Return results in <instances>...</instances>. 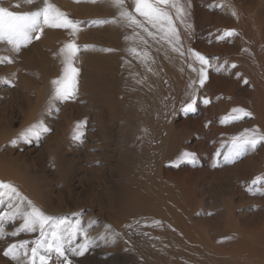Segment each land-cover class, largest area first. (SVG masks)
I'll use <instances>...</instances> for the list:
<instances>
[{"label": "rangeland", "instance_id": "rangeland-1", "mask_svg": "<svg viewBox=\"0 0 264 264\" xmlns=\"http://www.w3.org/2000/svg\"><path fill=\"white\" fill-rule=\"evenodd\" d=\"M50 2L80 22L74 37L67 29L45 27L33 34L39 39L18 52L0 42V162L16 163L7 166L16 177L5 173L0 181L14 185L57 222L79 223L94 240L83 256L67 252L72 264H264V186L252 183L264 175V142L223 162L233 137L245 129L264 133V62L257 65L256 78H247L235 61L242 59L239 35L218 39L225 30L236 32L231 12L239 6L245 12L242 25L254 31L252 18L259 19L260 32L249 39L264 42V0H187L185 23L193 24L187 29L171 13L174 23L189 33L183 50L188 63L178 69L183 76L178 96L162 86L172 81L165 67L172 60L160 52L158 63L151 64L147 32L136 28V35L122 21L93 23L119 19L108 0ZM42 5L43 0H0V6L17 13ZM125 5L134 12L133 0ZM137 19L144 17L137 14ZM114 34L120 38L118 47L111 43ZM72 40L79 48L74 61L77 93L74 99L52 101V81L63 75L60 50ZM157 41L163 43L160 37ZM189 49L208 57L210 66L205 84L195 85L196 111L185 113L192 92L189 78L198 81L192 67H200L198 61L187 66L193 64ZM262 50L260 54L264 44ZM204 99L210 103L205 105ZM233 108H244L252 116L221 123ZM41 119L49 132L31 143L12 145ZM81 121L87 122L82 142L73 139ZM184 152L194 153L196 163L179 161ZM8 201V196L0 201V216L12 211ZM22 223L15 215L0 225V264H16L4 255L10 245L28 241L30 249L39 239L38 231L12 235ZM83 242L81 234L73 245ZM62 260L53 255L48 264Z\"/></svg>", "mask_w": 264, "mask_h": 264}, {"label": "snow or ice", "instance_id": "snow-or-ice-1", "mask_svg": "<svg viewBox=\"0 0 264 264\" xmlns=\"http://www.w3.org/2000/svg\"><path fill=\"white\" fill-rule=\"evenodd\" d=\"M35 0H23L25 4H32ZM79 3L80 0H75ZM95 3L96 0H90ZM112 7H115L118 11L119 19L111 21H95L93 23H119L123 22L126 26L134 29L141 28L147 32L148 35L154 34L149 31L145 25H150L153 29L159 32H163L162 38L166 39L169 44L172 45L173 51L184 55L182 51V45L180 44V35L175 26L173 16L170 9L175 10V16L181 24H185V28H190L191 25L185 23V17L187 16V9L181 0H133L134 12L129 11L125 5V0H108ZM19 6V5H17ZM223 7V5H220ZM137 14L144 17L141 21L137 19ZM233 16H237L235 10L231 12ZM53 29H67L69 34L73 37L81 30L80 22L69 18L68 14L58 8L50 0H43V5L37 8L35 11L26 13H17L9 10V8L0 6V42H6L11 45L15 51H19L21 46H26L31 42L33 38L39 39V35L34 33H42L44 28ZM237 35L235 30H225L224 35L218 37V39H224L225 37H231ZM87 47V46H85ZM79 51L75 41H69L60 50L62 55L63 75L61 78L53 80L54 94L52 101L60 100L65 101L68 99H74L77 93L78 84V69L74 67L75 57ZM110 51V50H109ZM133 54L139 55L135 48L130 49ZM195 61L199 62L200 67L197 69L192 67L193 72L197 73L198 81L192 80L189 87L192 89L189 102L183 106L185 113L196 111V91L195 85L197 82L202 87L205 81L208 79L207 69L210 66V60L208 57L202 55L198 51L188 50ZM247 51V49H245ZM147 57V53L144 54ZM218 59V58H217ZM8 60V63H11ZM0 63H4V59L0 58ZM227 63V61H225ZM232 68L236 65L232 64ZM217 71L221 69L216 68ZM247 83V80L244 81ZM205 105L209 104L208 99H204ZM51 109V101H50ZM252 113L244 108H233L231 113L222 118L221 123H228L230 121L240 120L244 117H251ZM86 121L78 122L73 136L74 140L82 142L83 132L81 129L86 124ZM50 129L44 124L41 119L25 129L19 134L17 139L11 141L15 146L18 142L23 141L25 143H31L33 139H39L44 133L49 132ZM264 142V133L260 132L258 128L245 129L243 132L233 137L231 140V147L228 149L227 154L224 156V163L232 162L241 154L255 150L257 145ZM216 156H220V152L216 153ZM188 160L189 163L195 164L196 157L194 153L184 152L178 158L179 161ZM219 161L214 160L213 167H217ZM177 166L179 164L177 163ZM253 184H261L264 186V175L256 177L252 182ZM253 194H256L253 192ZM260 194L264 195V192ZM4 196L9 197L8 208L12 209L11 212L5 213L0 216V225H2L5 217L12 219L13 216L19 215L23 223L17 232H13L12 235H17L18 232H39V239L35 241L33 247L29 249L28 241H23L19 244H12L4 252L6 257H10L16 264H48L53 255L62 257L61 264H72V261L68 258L67 252L71 251L74 256H83L90 247L94 245V240L89 238L86 231H84L79 223L73 225L66 221L57 222L55 217L46 215L40 208H38L31 200L23 196L19 190L11 183L0 181V201ZM15 200V206L13 202ZM23 206V208H22ZM159 223V222H157ZM83 234V243H77L73 245V240ZM3 236V227L0 226V237ZM67 246V247H66ZM27 258L26 260L20 259V256Z\"/></svg>", "mask_w": 264, "mask_h": 264}, {"label": "bare ground", "instance_id": "bare-ground-1", "mask_svg": "<svg viewBox=\"0 0 264 264\" xmlns=\"http://www.w3.org/2000/svg\"><path fill=\"white\" fill-rule=\"evenodd\" d=\"M189 1V0H188ZM130 2V1H129ZM185 3V2H187V0H181V3ZM242 9V8H241ZM240 9V7L239 6H237V9H236V13L238 14V17H240L241 18V15H244V11L243 10H241ZM106 10V9H105ZM252 10V9H251ZM251 10H250V12H251ZM174 9H170V12L171 13H174ZM190 11V10H189ZM189 11H188V9H187V13L189 14ZM253 11V10H252ZM257 11V10H256ZM255 11V12H256ZM253 13V12H252ZM251 14V13H250ZM191 15V14H190ZM175 16V15H174ZM252 16L254 17L255 15L254 14H252ZM246 17V16H245ZM175 18V20L176 21H178L179 22V20L176 18V17H174ZM247 19H248V17H246ZM244 19V18H243ZM243 19L241 18V21H239V19L237 18V17H235L234 16V19L233 20H235L237 23H236V32H237V35H239V39H238V42L240 41V46H242V48H243V50L241 49V56H242V59L241 60H238V59H233V60H235V61H239L240 63H241V70H242V72H243V74L245 75V77H247V78H250V79H252V78H256V72L258 73V68H257V65L259 66H262L263 64V62H264V53H262V54H260L259 52L262 50V45L264 44V42L261 40V38L260 39H256V40H254L255 38H254V36L256 35L255 33L256 32H260V28H259V19H258V17L257 18H252V21H251V15H250V20L249 21H251L252 22V24H253V26L255 27V30L254 31H256V32H254L250 27H248V25L246 24L245 26L244 25H242V22H243ZM245 21V20H244ZM247 22V21H246ZM195 23V22H194ZM249 23V22H248ZM195 24H197V22L195 23ZM175 26H176V28H177V30H178V32H179V35H180V44L182 45V51L185 49V45H187L186 43H185V40H186V38L188 37V34L184 31L185 29H183V27H182V29H181V27H180V23L178 24V25H176L175 24ZM193 26V24L191 25V27ZM184 28H185V26H184ZM194 28V27H193ZM154 30V29H153ZM151 31H152V29H151ZM119 33V32H118ZM117 33V34H118ZM153 36H151L150 37V40H151V46L149 47V49H148V51H149V53H150V55L153 57L152 59H153V61H151V64H157L158 62H156V61H158V58H159V55H160V52H164L165 53V56H167L168 57V59L167 60H172V61H169L168 62V65L166 66L165 65V67L167 68V72L166 73H168V75H169V72H170V76H168V78L170 79V80H172L171 81V83L170 84H163L162 86L164 87L165 86V91L167 90V92H168V94H170V95H176V96H178L179 94H180V92L183 90L182 89V86H180L181 85V81L183 80V76H182V74H181V72L180 71H178V69L180 68V66H181V63H182V65H184V62H186L187 61V59H186V55H183V57L181 58V55L179 54V53H177V52H175V51H173V47H172V45L171 44H169L168 43V41L166 40V39H164V38H162L164 35L161 33V32H159V31H157L156 29H155V31H153ZM116 35L114 34V37H115ZM257 36H258V34H257ZM111 37V36H110ZM123 37V36H122ZM128 37V35L125 37V38H127ZM158 37H160V39H162L163 40V43H162V41L160 42V44H159V42L157 41V38ZM254 38L253 40V42L249 39V38ZM111 40H112V37L110 38ZM111 40H109V43H110V41ZM119 41H120V38H119ZM119 41H118V38L117 37H115L114 38V40H112L111 41V43L113 44V45H117V47H118V45L120 46V44H119ZM165 41V42H164ZM125 42H127V41H125ZM149 42V41H148ZM110 43V44H111ZM162 43V44H161ZM185 43V44H184ZM112 45V46H113ZM149 45V44H148ZM238 45V44H237ZM239 46V47H240ZM114 47V46H113ZM112 47V48H113ZM116 47V48H117ZM123 48H125V47H123ZM123 48H120L121 50L123 49ZM117 49H119V48H117ZM245 49H247V51H245ZM40 52V51H39ZM235 52V51H234ZM262 52H263V50H262ZM174 53L176 54V55H174ZM43 54V53H42ZM239 55V54H238ZM170 57V58H169ZM186 63H188V62H186ZM190 63H193V64H191V65H194L195 63H196V65L198 64L197 62H195V60H194V58L193 57H190ZM239 63V64H240ZM195 65V66H196ZM159 67H160V65H158ZM187 66H189V64H187ZM263 67V66H262ZM261 67V68H262ZM162 68V67H161ZM261 70L262 69H259V71L261 72ZM156 71V70H155ZM183 73V72H182ZM259 75V74H258ZM193 76V75H192ZM192 76H190V78L189 77H186L187 79L189 78V79H191V81H192ZM261 77V76H260ZM58 78H60V77H58ZM57 78V79H58ZM156 78V77H155ZM195 78V77H194ZM153 79V78H152ZM157 80V79H156ZM156 80L155 79H153V82H156ZM184 80H185V77H184ZM190 81V80H189ZM188 82V81H187ZM157 83V82H156ZM198 83V82H197ZM255 85H261L260 84V82H257V80L255 81ZM29 85H31V84H29ZM94 85V84H93ZM155 86H156V84H154ZM187 85H189V84H187ZM186 86V85H185ZM257 86H255V87H257ZM263 86V85H262ZM207 87V86H206ZM261 87V86H260ZM31 88V87H30ZM260 89V88H259ZM208 90H209V88H208ZM262 90V89H261ZM165 95H166V93H165ZM259 95V94H258ZM257 97V96H256ZM264 97V96H263ZM264 100V99H263ZM262 101V100H261ZM258 105V104H257ZM249 108V107H248ZM263 108V107H262ZM262 110V109H261ZM259 112V111H258ZM263 112V111H262ZM257 115V114H256ZM262 115H263V113L261 114V118H262ZM264 118V117H263ZM255 119H257V122L259 123L260 121H261V119H260V114H259V116L257 117V118H255ZM262 124H264V121L262 122ZM261 123H260V125H262ZM263 126V125H262ZM264 130V129H263ZM13 163V164H12ZM0 164H3V163H1L0 162ZM9 164H3V167H5V170H0V177L2 176V174H5V173H7V174H10V175H12V176H14V177H16L15 176V171H12V170H9L8 168H7V166H8ZM9 166H11V167H14V166H16V163L13 161V162H11V165H9ZM3 167H1L0 166V168H3ZM26 171H29L28 170V168H27V170ZM15 179H17V178H15ZM19 179V178H18ZM20 180H22V182L24 183H22L23 184V186L25 185V182H24V180H25V177L23 176L22 177V179H20ZM241 251V250H240ZM258 252V251H257Z\"/></svg>", "mask_w": 264, "mask_h": 264}]
</instances>
